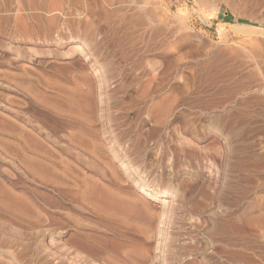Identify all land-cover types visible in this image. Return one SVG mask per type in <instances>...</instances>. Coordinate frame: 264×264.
<instances>
[{"label":"rangeland","instance_id":"obj_1","mask_svg":"<svg viewBox=\"0 0 264 264\" xmlns=\"http://www.w3.org/2000/svg\"><path fill=\"white\" fill-rule=\"evenodd\" d=\"M27 1L0 0V196L12 199V208L28 199L39 212L16 214L0 205V264L85 263L81 256L59 252L56 228L59 219L68 223L63 211L69 202L53 189L52 167L60 169V158L87 173L95 165L65 146L63 135L72 123L56 118L34 96L35 91L58 93L50 83L72 84L80 69L91 79L94 70L96 77L106 76L105 94L110 89L128 100L149 84L151 92L161 87L153 94L178 100L167 130L175 127L190 139L193 159L172 170L167 158L153 181L158 190L171 191L158 196L177 207L172 225L179 231L177 241H195L197 248L170 263L264 264V0H44L33 9ZM149 126L142 121L135 134L144 135L152 148L156 137L148 134ZM21 134L32 136L37 149L28 150ZM160 135L167 139L165 132ZM154 152L144 163L147 169L155 164ZM25 154L49 173L42 177L31 170L35 166ZM33 163L39 171L40 164ZM149 202L159 210L158 199ZM65 230L68 239L69 225ZM77 238L72 243L83 255ZM150 254L165 258L157 249Z\"/></svg>","mask_w":264,"mask_h":264},{"label":"bare ground","instance_id":"obj_2","mask_svg":"<svg viewBox=\"0 0 264 264\" xmlns=\"http://www.w3.org/2000/svg\"><path fill=\"white\" fill-rule=\"evenodd\" d=\"M28 1L27 2L30 4V8H32L31 5L33 4H37L42 7L44 6V0H31L32 2H30V0ZM82 4L80 6H82ZM34 15L35 14H33L32 17H34ZM36 17H38V15ZM151 18H149V21ZM52 21L54 22V20ZM46 22L48 23V20ZM44 24L46 23L44 22L43 26ZM38 28L41 29V27ZM150 29L149 34L152 35ZM220 29H223V26H220ZM145 32H147V30ZM147 38L149 39V35ZM245 45L243 46L245 47V50H247ZM243 46H241V48ZM75 47L79 48L80 46L74 45V48ZM242 51L240 52L242 53ZM255 51L256 50L254 49L253 53H255ZM83 52L84 50L82 53ZM244 52L246 53L247 51ZM253 53H251V55ZM257 55H259V53ZM109 65L112 66L111 63ZM153 65L156 67L155 64ZM150 66L148 64V67ZM154 66L152 67L154 68ZM142 67L145 66L142 65ZM142 67L140 68L142 69ZM114 68H111L110 70ZM82 70L80 69L78 75L76 72L74 73L77 77L74 76L76 78L72 80V84L59 83L56 81H53L55 83H50L52 84L51 87L58 89V93L55 92L53 95L46 96L41 94L40 91L34 92L36 101H40V103L43 104V108L53 113L56 118H63L69 123H72V126L69 128L67 134L63 135V137L65 136L64 139L66 141L65 146L67 148H71L76 156L85 158L84 161L88 162V165H95L92 166L95 167L93 171L91 173H87L86 171L78 168V166L73 162L63 158L59 159L58 157L61 161L60 169L52 167L56 170L51 179L53 189L60 198H67L69 202V207L66 211H63V213L68 216V223L65 224L62 219H59L56 228L58 230L57 244L59 252L66 250L65 253L68 254L70 258L76 257L77 259V257L81 256L85 261L84 264H171L170 262L177 261V258L185 256L187 253L192 254L195 248H197V243L195 241L190 243L186 241L185 245L183 242L177 241V239H179V231L174 229L175 226L174 228L172 226L175 224V220L179 217L175 209L176 206H171L170 204H173V202L170 203V200L164 196H158L160 193L170 194L171 191H167L162 188L158 190L157 183H154L153 181L155 171H158L163 167L167 158H171L169 166L172 170H174L182 164L181 162L185 161L187 158L189 159L193 152V149L189 148V146L192 145L190 143V139H186V137L182 135V132H179V129L173 127V132H168L167 130L171 123V116H173L172 106L175 107L178 101L177 98L175 96L168 97L169 95L166 96L167 94H164L165 96H160V94L155 95L153 92L157 91L159 88L161 89V87L159 86L156 90L155 87L157 86L154 87V85H152L155 88V91L151 92L149 91L148 84L146 88H142L143 90H140L141 92L139 94L128 97V100H124V96H116V94H114V92L110 89H108L109 93L107 91L108 94L104 93L103 89L106 88H103V86L107 87L108 84L110 85L109 79L106 76L101 75L102 77H100V73L98 74L100 78H98L95 76L97 71L94 70L95 74L93 75L96 79H98L94 82L93 75L91 79L88 75V71L85 72ZM255 70L256 69H253V71ZM143 72L145 73V71ZM71 75L73 74L71 73ZM49 80L52 81V79ZM149 80L152 81V79ZM136 86L135 88H137ZM128 87H130V85ZM112 88L113 87H111V89ZM161 94L163 93L161 92ZM112 108H114V110ZM111 109L113 111H110ZM130 114H132V116H130ZM196 117L197 115L194 118ZM104 120L105 122H103ZM142 121L150 123L148 134L151 135V137L153 135L156 137L154 138L152 148L149 144L145 143L147 138H145L144 135L141 136L135 134V131L138 130L137 128L140 124H142ZM183 122L184 121H182V123ZM185 124H189V122H185ZM180 126L184 125H179V127ZM162 131L167 134V139H163V136L161 137L162 134L160 135V132ZM134 135H136V137H134ZM20 137L24 139L28 150H30L31 146L37 149L36 146H38V142L32 136L28 134H21ZM143 141L146 146L142 145ZM152 149L153 151H156V153L154 152V154H156L155 164H153L154 166L152 169H147V165L144 163L146 162L147 156L150 155V152H153L151 151ZM199 150L202 149L199 148ZM214 151V154H216V150ZM218 153L219 152L217 151V154ZM25 158L26 161L28 160L35 167L37 164L35 165L33 162L39 163L36 160H32V157H30L29 154H25ZM112 159L119 163V168L115 167ZM191 159H193L192 156ZM39 164V171L35 170V167H30V169L35 172H39L43 177L45 174L44 171H47V168L45 165L41 163ZM148 165L151 167V164ZM47 172L49 173V171ZM1 192H3V190ZM6 197L8 198L9 196L6 195ZM149 198L158 199L160 202L159 210H155L151 207ZM12 202L13 201L10 198L8 200L3 199L2 197L0 198V205L16 214L22 213L25 215L26 211L31 213L32 211L39 212L37 208L32 207L28 199H26V201H22L18 206L14 207L13 205V208ZM59 207L60 209L63 208L62 205ZM81 213L82 217L78 215ZM31 216L34 215L32 214ZM35 219V221H40L41 218L38 219L36 216ZM68 225L69 237L68 239H63L66 233L65 228ZM76 236H78L79 239ZM74 238H77V240L81 243L79 244L86 251L85 254L82 255V252L74 246L75 244L73 245L72 241ZM182 238H184V234L182 235ZM111 243L117 244L118 249H111L109 246ZM76 246L78 247V245ZM151 248L157 249L159 253H162V255L165 256V258L154 259L150 254ZM94 251L98 253L95 255L93 254ZM242 256L245 257L247 255L242 254ZM189 260V263H192L191 259ZM245 261L246 260H243L242 262ZM59 263L62 264L61 260ZM245 263L247 264V262Z\"/></svg>","mask_w":264,"mask_h":264}]
</instances>
